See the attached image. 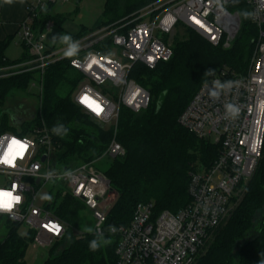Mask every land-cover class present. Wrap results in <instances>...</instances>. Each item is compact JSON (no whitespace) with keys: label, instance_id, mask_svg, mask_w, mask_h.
<instances>
[{"label":"built area","instance_id":"built-area-1","mask_svg":"<svg viewBox=\"0 0 264 264\" xmlns=\"http://www.w3.org/2000/svg\"><path fill=\"white\" fill-rule=\"evenodd\" d=\"M59 2L61 0H25L27 16L19 26L17 37L28 47L31 59L19 72L39 70L43 74L51 64L70 59L71 67L83 75L73 100L81 106L77 100L86 89H91L94 97L99 94L105 106L100 118L81 107L99 125L114 127L115 132L101 157L66 168L62 173L52 170L51 156L58 152V146L44 123L26 133L21 129L18 133H0V137L15 135L32 142L25 159L17 161V169L0 167V175L9 180L7 187L0 188H11L16 182L20 186L18 194L23 196L22 204L14 209V219L10 214L0 213V227L5 217L7 223L25 227L24 234L33 235L32 245L43 248L61 240L69 229L68 223L57 217L46 200L38 203L42 188L51 181L65 187L61 192L57 190L55 197L58 193L61 198L71 196L92 211L94 234L99 236L102 232L104 236L109 232L108 213L116 194L111 180L96 163L126 155V149L116 139L120 107L123 105L140 113L150 105V91L130 77L135 64L142 63L153 69L160 62L169 61L173 56L170 41L179 26L192 29L214 46L228 49L242 23L239 12L229 9L233 0H224L226 13L221 12L213 0H155L128 17L75 40L80 45L78 55L65 58L66 45L57 48L46 42L47 31L56 26L53 20L49 19L43 30L38 27L40 12ZM246 3L254 13L251 20L258 29L247 73L238 74L223 67L200 86L179 117V123L199 139L218 145L217 158L210 167L197 162L190 171L188 194L191 200L185 207L177 212L156 213L154 202H140L130 224L116 226L118 231L110 232L117 238L116 264H196L207 240L230 215L234 199L243 198L259 167L264 151V0H246ZM101 46H106L108 53ZM73 60L78 66H73ZM216 80L236 83L223 90L218 99H213L209 89ZM34 85L40 86L42 92L41 83ZM228 103L239 107L237 117L226 114ZM37 164L39 168L35 169L33 165ZM49 171L54 172L51 180L45 178ZM66 171L73 173L75 182L63 176ZM56 176L63 178L55 179ZM26 179L30 183H26Z\"/></svg>","mask_w":264,"mask_h":264},{"label":"trees","instance_id":"trees-1","mask_svg":"<svg viewBox=\"0 0 264 264\" xmlns=\"http://www.w3.org/2000/svg\"><path fill=\"white\" fill-rule=\"evenodd\" d=\"M153 1L105 0L100 25L93 29L83 28L73 40L128 17ZM53 7L51 5L40 12L38 22L43 26L51 18L56 26H62L67 20L64 15H54ZM229 9L250 12L246 0H233ZM241 19L239 34L230 49L214 46L186 28L184 36L175 39L169 61L160 62L153 69L137 63L131 70L130 77L150 91L151 102L140 113L123 105L120 107L116 139L126 149V155L111 161L105 170L116 193L108 213V228L109 225H129L140 202H154L156 213L164 210L177 212L189 204L190 171L197 162L210 167L217 158L219 147L184 128L179 117L200 86L223 67L227 66L238 74L247 73L258 29L251 18L241 16ZM14 37L0 40V67L31 59L25 44L21 58H7L6 50ZM101 48L108 53L106 46ZM209 69H214V74H206ZM82 79L83 75L71 67L70 59L51 64L43 74L33 70L0 77V109L14 91H27L34 81L43 86L41 104L32 120L18 126L5 114L0 121V133L8 130L18 133V127L26 133L43 123L52 132L53 126L62 123L68 129L67 135L61 138L53 134L60 168L97 160L112 141L115 129L99 125L73 100ZM54 207L57 217L67 222L69 229L49 249L50 254L43 264H116L117 238L114 235L106 233L103 238L110 239L111 243L92 252L89 251V242L98 235H80L72 230L78 224L79 211L85 209L83 202L66 196ZM8 223L10 229L0 239V264H29L26 254L33 235L22 234L20 226ZM257 224L258 231L247 237ZM196 264H264V151L243 198Z\"/></svg>","mask_w":264,"mask_h":264},{"label":"rangeland","instance_id":"rangeland-1","mask_svg":"<svg viewBox=\"0 0 264 264\" xmlns=\"http://www.w3.org/2000/svg\"><path fill=\"white\" fill-rule=\"evenodd\" d=\"M155 1V0H154ZM13 11L19 10L18 4L13 3ZM105 0H61V2L57 3L53 7V14L54 15H64L67 17V20L63 23L62 26H55L50 31H47V39L46 42L49 45H57V48H60L62 46H65L62 44L59 40V36L62 34H70L71 36L79 33V31L86 27L88 29H93L97 27L100 22L103 20V10H104ZM2 6V0H0V10ZM14 17H9V20H13ZM40 19V15H39ZM53 22L55 23V20L51 18ZM48 21V20H47ZM56 25V24H55ZM38 27H40L42 30L45 28V25L43 26L41 22H38ZM185 29L181 26L178 27L177 32L175 35L171 38V44L173 47L174 41L176 38H182L184 36ZM239 34V33H238ZM53 37H56V41L53 42ZM237 37V36H236ZM16 41L13 39L11 44L9 45L6 53L7 56L10 59L16 60L22 57L24 46L23 43H17V37ZM235 39L232 41L231 47L233 46ZM256 47V45H255ZM228 48V49H230ZM255 50V48H254ZM254 52V51H253ZM30 60L24 61L20 64L13 65V66H7V67H0V75L9 76V75H15L22 72H19L22 65L27 63ZM249 69V67H248ZM247 69V70H248ZM14 71H16L14 73ZM35 82V81H34ZM32 82L30 87L27 91H14L10 94V97L6 100V103L3 108L0 109V121L3 118V115L8 114L7 117L11 119V121L20 126L22 122L24 121H30L32 118L36 115L38 112V109L41 104L40 99V86L34 85L37 84ZM20 130L21 128L18 127ZM9 132H14L12 130H8ZM17 133V132H16ZM113 160H109L107 158H104L103 160H100L96 163V167L105 172L107 168L110 166V162ZM51 164H52V170H57L59 173H62L64 171L63 168H60L59 166V154L58 152L54 153L51 156ZM26 183H30L29 179L25 180ZM9 183V180L6 176L0 175V187H7ZM34 185H36L35 182H33ZM64 185L57 184L56 181H51L48 183L44 188H42L41 193L39 195V201L41 202V196L44 194H49L53 198L49 202L47 201L48 205L50 204L53 209L55 208L54 205H59L62 201L61 193H58L55 197L56 191L60 190V192L64 189ZM116 194V193H115ZM237 196L233 203L230 210V213L232 210L236 208V206L239 204L241 198H238ZM55 210V209H54ZM79 220L78 224L73 227L74 232H81V233H93L94 226H95V220L93 218V213L89 209H81L79 211ZM229 218V215L225 218V220L222 222L220 227H218L209 237L207 240L206 246L200 253L199 257L204 255L208 249V247L213 243L216 233L218 232L219 228H221L223 225L226 224L227 219ZM91 228L93 229L92 232H88L87 229ZM259 228V224H257L251 233L247 237H251L253 233L257 232ZM10 229L9 223L6 222V218L4 217L1 223L0 227V239H3L8 231ZM20 232L24 234L26 232V228L22 227L20 229ZM56 243V242H55ZM53 243L51 247L55 244ZM51 247L43 248V247H35L31 244L29 247L27 254H26V261L29 264H43V262L48 258L50 251L49 249Z\"/></svg>","mask_w":264,"mask_h":264},{"label":"clouds","instance_id":"clouds-1","mask_svg":"<svg viewBox=\"0 0 264 264\" xmlns=\"http://www.w3.org/2000/svg\"><path fill=\"white\" fill-rule=\"evenodd\" d=\"M4 4L11 5L15 2H19L23 4L25 0H2ZM217 8L226 13V9L224 7V0H213ZM244 19H250L254 16V13L249 11H242L239 13ZM59 40L62 44L66 45V48L63 52V56L65 58H72L78 55L80 51V45L78 41L73 40L70 34H62L59 36ZM56 41V37H53V42ZM111 63V61H108ZM73 66H78L77 61H72ZM214 69H209L206 74H214ZM234 81H226L221 83L219 80L213 81L212 88L209 89V96L213 99H218L221 95V92L225 89H230ZM77 103H79L83 108L87 109L97 118H100L105 111V106L103 101L99 98V94H96L94 97L92 95L91 89H86L79 96ZM226 114L232 118H235L239 115L240 109L238 106L232 103H228L225 105ZM52 133L60 136L67 135L68 129L62 123H58L53 126ZM32 147V142L28 138H20L15 135H5L0 137V167L8 170L17 169V161H22L25 159L26 155L29 153L30 148ZM35 169L39 168V165H33ZM63 176H67L70 179H73L75 182V178L71 171H66L63 173ZM63 176H56L55 179H61ZM45 178L51 180L54 178V172L49 171L45 174ZM19 184L13 182L11 188H0V213H7L12 215L13 219L15 218L14 209L23 202V196L18 194ZM52 196L49 194H44L41 196L42 200L51 201ZM94 206V205H93ZM59 229H57V234H59ZM88 232H92L93 229L88 228ZM97 231H99V225L97 226ZM109 232L115 233L118 231L115 225H109ZM111 243L110 239H104L103 233H99L98 238H94L89 242V251L96 252L102 246H106Z\"/></svg>","mask_w":264,"mask_h":264},{"label":"crops","instance_id":"crops-1","mask_svg":"<svg viewBox=\"0 0 264 264\" xmlns=\"http://www.w3.org/2000/svg\"><path fill=\"white\" fill-rule=\"evenodd\" d=\"M15 4H18L19 10L18 11L15 10L12 13L11 10H13V5L12 4L11 5L4 4L2 2V6H1V10H0V23H1V25H0V40H4L10 36L17 37V32L19 30V26L25 20V18L27 16L25 2L23 4H20L19 2H15ZM9 17H14V18H13V20H9ZM83 28H86V27H83ZM86 29H88V28H86ZM81 30L79 31V33L81 32ZM79 33H77V34H79ZM77 34H75V35H77ZM75 35H73L72 38ZM15 37H14V40L16 41ZM17 43H21V41L19 40L18 37H17ZM49 46L57 47V45H55V44L49 45ZM6 56H7V53H6ZM7 58H9V57L7 56ZM11 60H13V59H11ZM34 83H36V82H34ZM37 83H39V82H37Z\"/></svg>","mask_w":264,"mask_h":264},{"label":"water","instance_id":"water-1","mask_svg":"<svg viewBox=\"0 0 264 264\" xmlns=\"http://www.w3.org/2000/svg\"><path fill=\"white\" fill-rule=\"evenodd\" d=\"M45 159V158H44Z\"/></svg>","mask_w":264,"mask_h":264}]
</instances>
